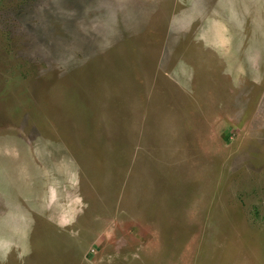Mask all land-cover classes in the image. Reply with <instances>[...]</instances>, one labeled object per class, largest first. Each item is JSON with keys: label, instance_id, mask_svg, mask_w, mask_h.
Returning a JSON list of instances; mask_svg holds the SVG:
<instances>
[{"label": "rangeland", "instance_id": "obj_1", "mask_svg": "<svg viewBox=\"0 0 264 264\" xmlns=\"http://www.w3.org/2000/svg\"><path fill=\"white\" fill-rule=\"evenodd\" d=\"M0 264H264V0H0Z\"/></svg>", "mask_w": 264, "mask_h": 264}]
</instances>
